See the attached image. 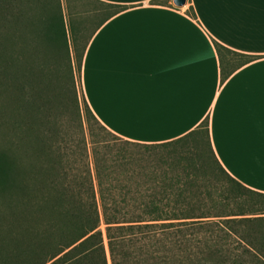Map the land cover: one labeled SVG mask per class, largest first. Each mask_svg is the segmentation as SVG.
Returning a JSON list of instances; mask_svg holds the SVG:
<instances>
[{
    "label": "trees",
    "instance_id": "16d2710c",
    "mask_svg": "<svg viewBox=\"0 0 264 264\" xmlns=\"http://www.w3.org/2000/svg\"><path fill=\"white\" fill-rule=\"evenodd\" d=\"M67 1L0 0V264H264V193L223 167L208 120L134 142L81 98L87 45L126 7L90 0L78 53L74 16L98 11Z\"/></svg>",
    "mask_w": 264,
    "mask_h": 264
},
{
    "label": "crops",
    "instance_id": "0c3cea01",
    "mask_svg": "<svg viewBox=\"0 0 264 264\" xmlns=\"http://www.w3.org/2000/svg\"><path fill=\"white\" fill-rule=\"evenodd\" d=\"M98 1L126 8L95 30L84 54L81 84L97 119L146 144L208 120L223 167L264 193V0Z\"/></svg>",
    "mask_w": 264,
    "mask_h": 264
},
{
    "label": "rangeland",
    "instance_id": "374dc122",
    "mask_svg": "<svg viewBox=\"0 0 264 264\" xmlns=\"http://www.w3.org/2000/svg\"><path fill=\"white\" fill-rule=\"evenodd\" d=\"M62 1V5H63V10H64V13L67 14V17L68 16V1L67 0H61ZM70 2V5H71V9L74 11V12H78L80 10H83V9H94V11H98V12H95L94 14H91V15H84V14H80V16L76 15L74 17H76L77 19V22H82L84 23V25L87 26V28L85 30H82V34H79V45H80V48L77 50L78 53L81 52L82 50V45L84 44L85 42V39L86 37H88V35L90 34L91 30L93 29L94 27V23L96 24L102 17V13H103V10L101 8V5L98 4V3H95V2H92L90 0H69ZM93 24H92V23ZM71 50L73 52V56H76V54L74 53V46H71ZM238 62V60H237ZM79 87H80V96L82 98V94L84 96V92H83V88H82V84L79 80ZM73 145L74 147H76L78 144L76 142V134L74 135L73 137ZM76 139V140H75ZM203 150H207L206 147H201ZM182 150V149H181ZM257 205L259 208L262 207L263 203L260 202V200L257 201Z\"/></svg>",
    "mask_w": 264,
    "mask_h": 264
},
{
    "label": "water",
    "instance_id": "95a60500",
    "mask_svg": "<svg viewBox=\"0 0 264 264\" xmlns=\"http://www.w3.org/2000/svg\"><path fill=\"white\" fill-rule=\"evenodd\" d=\"M174 3L178 6H182L186 3V0H174Z\"/></svg>",
    "mask_w": 264,
    "mask_h": 264
}]
</instances>
